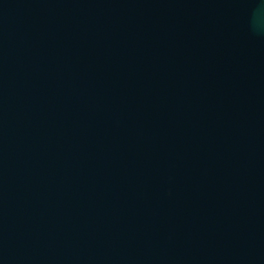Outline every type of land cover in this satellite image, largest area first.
Here are the masks:
<instances>
[{
    "label": "water",
    "instance_id": "95a60500",
    "mask_svg": "<svg viewBox=\"0 0 264 264\" xmlns=\"http://www.w3.org/2000/svg\"><path fill=\"white\" fill-rule=\"evenodd\" d=\"M0 264H264V0H0Z\"/></svg>",
    "mask_w": 264,
    "mask_h": 264
}]
</instances>
